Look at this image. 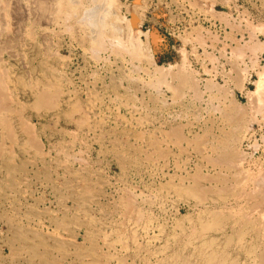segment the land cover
<instances>
[{"label": "rangeland", "instance_id": "rangeland-1", "mask_svg": "<svg viewBox=\"0 0 264 264\" xmlns=\"http://www.w3.org/2000/svg\"><path fill=\"white\" fill-rule=\"evenodd\" d=\"M79 1L118 19L99 24L101 44L88 22L56 23L34 31L28 69L11 61L48 83L0 101V264H76L79 248L176 264L195 233L220 244V230L241 236L229 263L258 264L264 0Z\"/></svg>", "mask_w": 264, "mask_h": 264}, {"label": "bare ground", "instance_id": "bare-ground-1", "mask_svg": "<svg viewBox=\"0 0 264 264\" xmlns=\"http://www.w3.org/2000/svg\"><path fill=\"white\" fill-rule=\"evenodd\" d=\"M92 1H93V3L100 2V0H92ZM98 4L100 5V3H98ZM99 5H97V6L100 7ZM98 7H95V8L98 9ZM81 8L82 7L80 6L79 0H0V101H4V97L7 96L6 90H8V89H18L20 87H28L30 89H34L38 85H42V87L47 86L46 84L48 82H42V81L38 82V80H36V81L29 80L26 82V80L23 77V73L20 74L18 72V69L15 68L17 63L11 64V61H18V63H22V66L24 67V69H28V67L32 65V64H28L29 59L33 60V61H37V51H36L37 45L35 43L36 39L34 38V31L37 28L43 27V29L46 30L47 26H49V25L53 26L56 23L62 24L65 22H76L80 25L85 26L86 22H88L87 25H89L91 27L90 31L93 34L92 37H93V41L95 44H98L100 41L101 29L100 30L98 29L99 24L102 25V27H106L107 30H108V28L111 27V29L114 32L115 28L113 29L112 23L114 21V24H115V22L118 21V19L116 20V18H113L114 20L112 21L111 16H107L108 14H106V15L104 14L99 18L100 19V21H99L100 23H99L98 22L99 19H97V18H96V20L90 19V18L94 17L91 14H94L95 10L92 11L93 13L88 11L85 14H83L80 11ZM110 21H112V22H110ZM89 22H90V24H89ZM48 32H50V31H48ZM111 32H109V33H111ZM114 40H117V39L115 38ZM99 44H101V43H99ZM98 47H99V45H98ZM139 48H140V46H139ZM131 49H132V47H131ZM133 49H134V51H133V53L132 52L131 53L133 54L134 57H136V58L143 57V55L141 53L142 51L140 52L139 50H136L135 48H133ZM45 60H46V58H45ZM37 67L40 69V71H42V74L45 75L46 76L45 78L49 81L50 80L49 68H47L46 63L40 62ZM30 70L33 72V68H31ZM30 70L28 72H30ZM158 71H159L158 74H163L162 71H161V73H160V70H158ZM26 76H27V74H26ZM257 82H259V83L257 84ZM257 82H256L257 86H255V87H257L258 89L255 88V91L258 90V91H260V94H261L262 90L264 89V81H262V80L258 81L257 80ZM3 92H4V96H3ZM44 93L46 94V92H44ZM257 93L259 94V92H257ZM257 93L255 92V94H257ZM48 94H50V93H48ZM6 100H7V98H6ZM6 100L4 102H6ZM38 100H40V98H38ZM47 101H49V100H47ZM6 104L7 103H4L5 107H6ZM213 153H214V151H213ZM211 216H213L217 221H223V219H225V216L221 212H218V211L211 213ZM246 219H247V216H246ZM243 220H245V219L243 218ZM220 223L221 222H219V224ZM219 224H217V225H219ZM220 234L222 235V239H220L221 241H219L220 244H217V240H215L214 238L204 239V238H202L203 236L201 233H199V232L195 233L194 237L198 240V242H197V244H196V246L192 252H190V253L186 252V254L173 253L172 255H170L165 260V262L166 263H176V264H231V263H229V261H232L231 257H230V255H228L226 250L229 247L239 245L241 243V236L237 232L234 233V235L237 234L236 238L234 236L233 237L227 236V235H225V232L222 233L221 230H220ZM76 251H77V249H76ZM262 251H263V253L258 257L259 259L257 260L258 264H264V246L262 247ZM247 253H249L248 255H250L251 252L247 251ZM95 254H97V253H95ZM74 257H75L74 262L76 264H110L109 261H110V259H112L111 253L110 254L105 253L101 256H90V260L85 261L84 260V257H85L84 251L81 248L78 249V251H77V253H75ZM102 259H105V260L102 261ZM116 262H117L116 264H124L123 259H121L119 257H116Z\"/></svg>", "mask_w": 264, "mask_h": 264}, {"label": "built area", "instance_id": "built-area-1", "mask_svg": "<svg viewBox=\"0 0 264 264\" xmlns=\"http://www.w3.org/2000/svg\"><path fill=\"white\" fill-rule=\"evenodd\" d=\"M260 121L264 123V117L260 118Z\"/></svg>", "mask_w": 264, "mask_h": 264}]
</instances>
